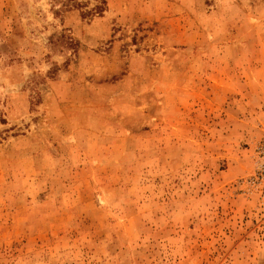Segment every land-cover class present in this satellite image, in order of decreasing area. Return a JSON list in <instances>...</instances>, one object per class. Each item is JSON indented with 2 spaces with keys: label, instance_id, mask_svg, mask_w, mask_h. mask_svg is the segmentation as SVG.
I'll use <instances>...</instances> for the list:
<instances>
[{
  "label": "rangeland",
  "instance_id": "obj_1",
  "mask_svg": "<svg viewBox=\"0 0 264 264\" xmlns=\"http://www.w3.org/2000/svg\"><path fill=\"white\" fill-rule=\"evenodd\" d=\"M264 0H0V264H264Z\"/></svg>",
  "mask_w": 264,
  "mask_h": 264
},
{
  "label": "built area",
  "instance_id": "obj_2",
  "mask_svg": "<svg viewBox=\"0 0 264 264\" xmlns=\"http://www.w3.org/2000/svg\"><path fill=\"white\" fill-rule=\"evenodd\" d=\"M258 175L262 178H264V168H261Z\"/></svg>",
  "mask_w": 264,
  "mask_h": 264
}]
</instances>
